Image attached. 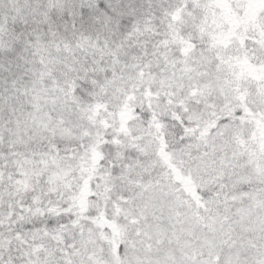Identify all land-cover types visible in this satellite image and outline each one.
Returning a JSON list of instances; mask_svg holds the SVG:
<instances>
[{"label": "trees", "instance_id": "obj_1", "mask_svg": "<svg viewBox=\"0 0 264 264\" xmlns=\"http://www.w3.org/2000/svg\"><path fill=\"white\" fill-rule=\"evenodd\" d=\"M196 5L211 8L213 21L220 24L199 38L176 19ZM262 11L264 6L252 9L248 0H0V97L7 99L0 107V264L86 259V254L79 257L84 230L100 236L103 245L100 262L89 259L85 264H126L121 225L148 181L141 163L155 155L149 135L154 130L170 131L179 140L186 134L199 139L209 138L218 125L234 124L250 127L263 140V103L226 106L193 124L185 119L184 102L174 91L155 88L118 68L120 59L129 56L186 61L225 35L264 47V29L257 25ZM158 31L167 39L163 51L152 43L145 49V41ZM250 59L245 54L231 62L236 70L258 67L264 81V55L261 62ZM22 89L24 101L18 98ZM34 98L69 108L95 131L70 139L54 133L41 143L45 149L54 144L57 151L45 165L43 211L19 222L16 212L39 196L36 187L22 189L24 162L16 149L17 139H25L19 121L27 120ZM138 124L143 130L133 128ZM28 147L36 150L32 142ZM259 154L264 159V148ZM243 188L264 204V183ZM208 196L224 200L225 194ZM56 231L64 237L67 256L58 239H52Z\"/></svg>", "mask_w": 264, "mask_h": 264}, {"label": "rangeland", "instance_id": "obj_2", "mask_svg": "<svg viewBox=\"0 0 264 264\" xmlns=\"http://www.w3.org/2000/svg\"><path fill=\"white\" fill-rule=\"evenodd\" d=\"M248 3L252 9L264 6L263 0ZM211 11L205 5H196L180 17L176 15V19L192 37L199 38L220 27L213 21ZM257 25L264 29V11L259 14ZM163 34L154 33L144 48L152 43L163 51L167 42ZM229 38L225 35L220 41L216 39L212 47L194 51L186 61L175 62L167 56H151L146 61L129 56L120 59L118 68L155 88L174 91L184 102L185 119L193 124L204 122L209 113L226 106L240 109L245 103H263L264 110V81L258 67L249 65L236 70L231 62L245 54L254 62H261L264 47L256 40ZM19 97L24 101V89ZM0 98L1 107L7 99ZM44 99H32L27 120L19 121L25 127V139L19 137L16 146L24 162L20 182L24 191L36 187L39 192L38 197L16 212L19 222L43 211L44 189L48 186L43 181L45 165L54 160L57 151L54 144L45 149L41 143L54 133L70 139L95 131L69 108L59 109L52 100ZM132 126L143 130L141 124ZM149 135L153 136L151 151L155 155L141 163V174L145 172L148 181L121 225L126 264H264V204L243 188L251 182L264 183V159L259 154L264 148V137L258 139L263 135L234 124L218 125L209 138L186 134V139L179 140L170 131L159 129ZM31 142L36 150L27 148ZM211 192L224 193V200L209 197ZM84 231L79 257L86 254L87 258L76 263L71 260L69 264H85L89 259L100 262L101 237ZM53 233L52 239H58L67 256L62 233ZM113 242L119 244V233ZM220 245L224 250L218 254Z\"/></svg>", "mask_w": 264, "mask_h": 264}]
</instances>
